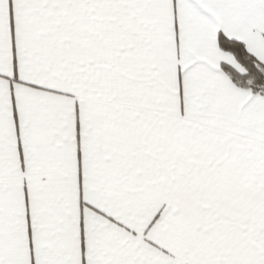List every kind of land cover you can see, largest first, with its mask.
Listing matches in <instances>:
<instances>
[{
  "label": "snow or ice",
  "instance_id": "obj_1",
  "mask_svg": "<svg viewBox=\"0 0 264 264\" xmlns=\"http://www.w3.org/2000/svg\"><path fill=\"white\" fill-rule=\"evenodd\" d=\"M0 264H264V0H0Z\"/></svg>",
  "mask_w": 264,
  "mask_h": 264
}]
</instances>
